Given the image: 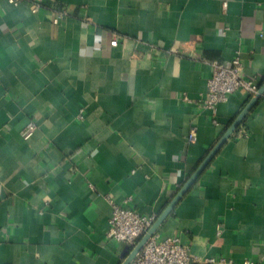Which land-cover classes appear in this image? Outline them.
Listing matches in <instances>:
<instances>
[{"label": "crops", "instance_id": "obj_1", "mask_svg": "<svg viewBox=\"0 0 264 264\" xmlns=\"http://www.w3.org/2000/svg\"><path fill=\"white\" fill-rule=\"evenodd\" d=\"M238 56L261 85L264 0H0V264H122L110 198L159 218L253 98L202 105ZM157 234L264 264V99Z\"/></svg>", "mask_w": 264, "mask_h": 264}, {"label": "built area", "instance_id": "obj_2", "mask_svg": "<svg viewBox=\"0 0 264 264\" xmlns=\"http://www.w3.org/2000/svg\"><path fill=\"white\" fill-rule=\"evenodd\" d=\"M12 4L28 1L32 4L33 10H39L44 0H9ZM225 8L227 3H224ZM68 16L66 10H55L53 23L60 24ZM118 40H113L111 46L115 47ZM212 74L208 79L207 97L202 105L205 109L213 112L214 122L217 124L218 106L225 103L229 98L239 92L255 97L260 89V83L256 78L246 77L243 74V64L238 56L229 64L225 65L219 61L210 62ZM264 97V96H263ZM83 118V116H81ZM36 130L35 122L31 121L23 131V137L29 139ZM197 140L196 131L192 130L189 135L191 143ZM131 197L127 198L124 204H117L110 198L112 204V217L109 222L108 237L116 240L124 246L133 249L139 241L148 233L158 219L157 214L150 216L142 215L134 208L129 207ZM197 258L190 254V247L177 237H169L161 240L155 234L146 244L142 252L136 257L132 264H195ZM207 263L231 264L224 258L215 260L208 259ZM245 264H252L247 261Z\"/></svg>", "mask_w": 264, "mask_h": 264}, {"label": "water", "instance_id": "obj_3", "mask_svg": "<svg viewBox=\"0 0 264 264\" xmlns=\"http://www.w3.org/2000/svg\"><path fill=\"white\" fill-rule=\"evenodd\" d=\"M264 96V82L260 85V89L258 94L253 97L247 106L241 111V113L236 117L234 122L229 126L224 135L220 138L217 144L213 147L210 153L206 156V158L201 162L195 172L191 175V177L184 184L182 189L176 195V197L170 202L165 211L159 216L157 221L154 223L152 228L148 231V233L139 241V243L135 246V248L130 249L126 247L124 261L122 264H132L136 257L142 252L146 244L149 240L157 234L160 226L164 223V221L168 218L171 212L175 209L178 203L182 200V198L190 191V189L197 183L201 175L205 172V170L209 167V165L213 162L216 156L220 153L222 148L228 142V140L233 136V134L238 130V128L242 125L246 117L253 110L256 104L262 99Z\"/></svg>", "mask_w": 264, "mask_h": 264}, {"label": "trees", "instance_id": "obj_4", "mask_svg": "<svg viewBox=\"0 0 264 264\" xmlns=\"http://www.w3.org/2000/svg\"><path fill=\"white\" fill-rule=\"evenodd\" d=\"M262 99H264V97Z\"/></svg>", "mask_w": 264, "mask_h": 264}]
</instances>
